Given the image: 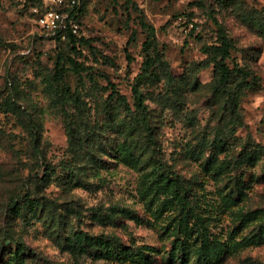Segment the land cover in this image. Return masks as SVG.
Here are the masks:
<instances>
[{
  "label": "clouds",
  "instance_id": "clouds-1",
  "mask_svg": "<svg viewBox=\"0 0 264 264\" xmlns=\"http://www.w3.org/2000/svg\"><path fill=\"white\" fill-rule=\"evenodd\" d=\"M177 237L264 264V0H0V264Z\"/></svg>",
  "mask_w": 264,
  "mask_h": 264
},
{
  "label": "rangeland",
  "instance_id": "rangeland-1",
  "mask_svg": "<svg viewBox=\"0 0 264 264\" xmlns=\"http://www.w3.org/2000/svg\"><path fill=\"white\" fill-rule=\"evenodd\" d=\"M152 179L155 180V181H160L161 182L159 187L162 190L166 189V187L170 183L172 185H175V181H170L168 177L161 178L159 176H155ZM178 212H179V214H181L183 216V220H178L177 221L176 228L174 229V231H176L177 234H178L179 231H180V224L183 223L184 226H185V236L189 237L191 230L187 228V224H188L189 219H195V218H194V216H192V214L190 212H185L183 210V208L178 209ZM238 218L239 217H237V219ZM181 241L184 242L183 240L179 239V237H177L176 241L174 242L175 246H176L177 243H180ZM153 250H155V249L149 250V254L150 255H155V256H160V255L163 254V259H164L165 264H168V258L169 257H173L174 260H179L181 254H182V252L178 251L175 247H174V249L169 250L167 252H164V250H161L160 252H157L156 250L153 251ZM146 256L148 257L147 261L140 262V263H138L136 261L128 260V259H119V258H114V261H115V264H155L154 261L149 259V255H146ZM189 264H191V261L189 262Z\"/></svg>",
  "mask_w": 264,
  "mask_h": 264
},
{
  "label": "trees",
  "instance_id": "trees-1",
  "mask_svg": "<svg viewBox=\"0 0 264 264\" xmlns=\"http://www.w3.org/2000/svg\"><path fill=\"white\" fill-rule=\"evenodd\" d=\"M175 248L182 252L183 253V249H184V242H180V243H177ZM152 250V249H151ZM203 250V249H202ZM155 251V250H153ZM125 256L127 257L126 259L128 260H132V261H136L138 263L140 262H144V261H147V256L145 254H140V255H131V254H125ZM191 261V259H189V262Z\"/></svg>",
  "mask_w": 264,
  "mask_h": 264
}]
</instances>
